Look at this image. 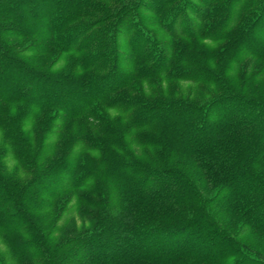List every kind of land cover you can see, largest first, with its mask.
Masks as SVG:
<instances>
[{
  "label": "trees",
  "instance_id": "obj_1",
  "mask_svg": "<svg viewBox=\"0 0 264 264\" xmlns=\"http://www.w3.org/2000/svg\"><path fill=\"white\" fill-rule=\"evenodd\" d=\"M238 2L245 0H138V8L148 3L147 10L171 39L166 48L141 25L130 34L129 11L118 0H0V106L20 104L34 111L32 118L40 117L38 123L49 111V127L40 124L33 152L22 153L15 146L26 141L27 115L22 120L19 111L9 114L1 106L0 145H11L26 168L45 152L56 110L63 124L59 133L66 120L83 124L77 158L63 151L52 160L47 155L41 170L22 186L0 173V236L19 257L18 264L264 263L260 252L237 238L247 233L264 237V178L252 170L250 158L264 154V71L249 66L229 76L225 63L231 59L205 41L224 37L212 35L209 23L222 24ZM85 9L96 16L76 23ZM255 9L238 29L259 31L264 0ZM188 12H194L191 19ZM99 25L102 29L90 32ZM119 31L127 38L126 68L119 66L126 61L119 56ZM259 33L260 40L246 34L241 48L251 61L264 64V32ZM11 36L33 40L31 62L13 51ZM54 51L84 52L78 62L87 77L69 70L52 73L50 63L43 65L40 58ZM164 76L200 86L201 93L210 90L208 98L189 99L174 85L144 99L135 82ZM55 140V149L64 144L61 134ZM149 147L159 151L149 160L138 158ZM85 148L97 153H85ZM69 192L90 226L60 239L54 235L55 222L46 229L34 211L49 205L61 209L57 201ZM223 217L241 219L235 233L226 229ZM28 246L35 252L31 262L24 258Z\"/></svg>",
  "mask_w": 264,
  "mask_h": 264
},
{
  "label": "rangeland",
  "instance_id": "obj_2",
  "mask_svg": "<svg viewBox=\"0 0 264 264\" xmlns=\"http://www.w3.org/2000/svg\"><path fill=\"white\" fill-rule=\"evenodd\" d=\"M221 1L222 0H220V2ZM98 2H99L98 4H102V2L100 1ZM112 2L113 1L109 3H105L106 7L107 8L110 7ZM115 2L117 3V1ZM118 2L122 4L121 8L123 6H126L127 10L129 11V14L127 16V20H128L127 26L129 27L131 25L130 34L135 32L138 27L141 28V26H143L142 28L146 30L147 32L151 33V35H153V37L156 39V41H158L159 44L165 46L166 48L170 47L171 39L169 38L167 33H165L158 26V21H157L156 16L151 11L147 10L148 3H144L142 5L139 3L140 7L138 8V3H137L138 0H118ZM193 2H194V5H197V2L195 1ZM252 2L253 0H245V2L243 3H240V2L235 3L234 4L235 6H231L228 11L229 17L222 24L210 22L209 23L210 26H208L209 30L213 33L212 35H217L219 36V38L221 36H224L219 41H215L214 39H212L214 41H211V42L209 41V39L205 41L208 42L207 44L209 45L208 46L209 48L216 49L217 51L221 50L227 60L229 59H231V61L234 60L232 63L231 61L225 63V65H228L229 72L232 73L229 76H232V75L235 76L236 72L234 71L236 68H237L236 70H238L237 72H240L249 66H251V69L262 68L264 71V64H262V62L258 60L256 61L254 60V62L251 61V58L246 56V53H244V51L241 48L242 43L245 42L243 38L246 34H248L247 38H253V37H259L260 30L264 32V17H263L261 24H259L258 27H256L258 28L259 31H255V29H250L249 31H246L247 29H243L242 27L239 28L240 30L238 29L239 24L243 20H245L248 16L253 18L252 14H256L255 8L257 7L259 0H254L255 5H251ZM104 12L105 11H99L97 15H104L105 14ZM193 13L188 12V15H187L188 19L192 18ZM84 14H85L84 17H80V19H77L75 22L81 24V23L90 21L93 18V16H96V14H93L88 9L84 10ZM245 15H247L246 18H245ZM111 20L112 19H109L108 21L111 22ZM71 25L72 23L67 24L65 26L66 30ZM179 27H180V21L176 23V30ZM100 29H102V25H99L98 27L90 30V32H94ZM125 32L127 34V37L130 38L131 35H128L127 31ZM124 34L125 33L123 31H119L117 34V39H118L117 46L120 50L119 56L120 57L125 56L124 59L126 58L125 63L119 65L121 68L128 67V63H129L127 62L128 57L124 54V51L126 48L125 39H127L125 38ZM10 38L11 40L14 41L11 43L13 51L16 52L18 56L24 58L25 61L27 60V62H31V58H32L31 57V51H32L31 45L33 43V40L28 37L19 39L17 37L11 36ZM263 38H264V35L262 37V41H263ZM86 39H88V35L81 38L80 43L86 41ZM259 40H260V37H259ZM82 54H84V52H81V51H75L69 54H64V53L60 54V53H57V51H54L52 53L42 56L40 59L43 65H47L50 63V66H51L50 69L52 70V73L53 72L54 73L68 72L69 70L70 71L69 73H71L72 75L78 74L79 76L82 75L83 77H87L88 72L85 70H81L79 67L78 61L80 60ZM175 82L176 81H174V79L164 76V77H159V78L152 79V80H147L144 82L136 81L135 84L143 90L142 92L144 94L143 93L142 94L144 96V99L154 97L153 94L156 92V90L158 91L159 90L166 91V89L170 90L171 86H174V85H175L174 87L180 90V92H183L182 95L183 94L185 96L190 95L191 97L189 96L188 97L189 99L198 101L199 97H201L202 100L208 98V93L210 92V90H207L205 94L197 90L200 88V86H197V85L191 86L182 81L180 83H177V82L175 83ZM201 88L205 89L207 87H201ZM195 95L199 97L196 98ZM1 106H3L5 108V111L8 112L9 114H15V113H18L19 111L20 112L19 114L21 115L20 118L27 115L25 120L24 118H22V120H24V123H23L24 127L22 128V132H23V136L26 139V141L24 142V144H21V146L16 145L15 147L19 150V152L22 150V153H23V151L26 150L27 152L32 153L33 148H30V147L33 146V144L36 141L35 132L37 131V129H40V124H43L44 127H46L47 125L46 123H47L48 116H49V111L47 110L45 111L44 116H43L44 121H41L40 123H38L37 121L40 120V117L39 119L38 117L32 118L31 115L32 113L34 114V111H28L29 109L23 108V106L20 104L10 103L7 105L3 104ZM1 106H0V109H2ZM99 108L100 107H98V109L96 110L99 111L100 110ZM56 111L58 114V119L54 121V124L52 125L51 129L48 131L44 139V142H43V147H44L45 152L41 156V159L39 160L36 159L35 164L31 162V165H27L26 168H23L22 164L24 162L18 161V159H16L13 156L11 145L7 143L4 147V144L1 143L0 150L1 149L4 150L5 153L0 154V173L3 176L5 175L7 178H9L10 182H14L15 184L19 186H22L26 184L27 182H29V180H31L32 175L37 173V171L41 170L42 166L40 165L46 162L47 155L52 160L54 158H57L58 156L61 157L62 156L61 151L68 154L70 156V159L77 158V156L80 154L79 153L80 147L82 145L80 144V136H81L80 131L82 129L80 127L83 124L80 123V119L66 120L65 127L59 133V129H61L60 126H62L63 124L61 125V122H60L61 117L58 113L59 110H56ZM47 113L48 115H46ZM40 114L42 113H39L38 115ZM6 122L8 124L9 121H6ZM35 122H37V125ZM1 133L2 131L0 130V141H2ZM58 134H61V142H63L64 144L61 147L59 146V148L57 147V149H55L54 147H51V144L53 145V142L55 139H57ZM130 144H131L130 145L131 148L135 147L133 143H130ZM158 149H159L158 147L157 148L149 147L145 149L144 150L145 152H142V154L140 153L139 154L136 153V154L139 155L138 158L147 157V159L149 160V158H151L150 156L152 155V152L153 151L154 153L158 152L159 151ZM92 150H94L95 152ZM84 151L85 153H89L91 155H94V153H97V150L95 148H91V149L85 148ZM250 158L252 160V165H251L252 170L261 174L264 178V154L250 155ZM77 175H79V173H77ZM207 194H210V191L207 192ZM66 197H68V199ZM57 202L59 204L58 206H61V205L63 206L61 209H58L56 207L55 211H53V209L50 208V205H49V207L47 208H40L37 206L34 211V216L36 215L37 217H40L46 222L45 224L46 229L52 224H54L55 222L56 224L55 225L56 230L54 231L55 236H58L61 239L64 236H66L69 232H73L75 230L77 231L83 227L90 226V221L84 219L77 211V207H76L77 198L75 194H72V192H69L68 194L62 196ZM31 207L33 208V206ZM28 212L32 214L31 210H29ZM223 221L225 222L226 229L231 233H235L238 230L242 222L241 219L239 218H234L231 220V219L224 218V217L222 218V222ZM58 227H62V228L65 227V228L63 230H57ZM26 237L27 236H24L23 238H26ZM237 238L243 243H245L248 248H250L251 250L260 252L262 254L261 256L264 257V237L263 236L259 234L256 235V234L247 233V234H238ZM29 248L30 247L28 246V251L26 253L28 257L26 256L24 258H26L27 260H30L31 262V259H33L31 257L35 256V252L33 250H29ZM0 258L2 260V264H18V260H19V257L17 256V254H15L14 251H12V249L4 243L1 236H0ZM227 260H230V259H227ZM227 263L228 261L220 262L217 264H227ZM261 263L264 264L263 262Z\"/></svg>",
  "mask_w": 264,
  "mask_h": 264
}]
</instances>
